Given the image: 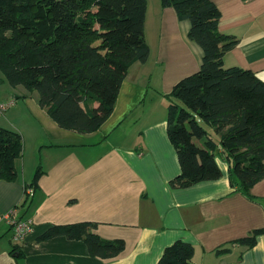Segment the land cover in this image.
I'll return each instance as SVG.
<instances>
[{
  "label": "crops",
  "instance_id": "crops-1",
  "mask_svg": "<svg viewBox=\"0 0 264 264\" xmlns=\"http://www.w3.org/2000/svg\"><path fill=\"white\" fill-rule=\"evenodd\" d=\"M212 1L220 10L219 30L238 39L225 53L224 65L250 69L264 81V0ZM189 28V20L179 19L174 8L147 0L148 58L129 67L113 111L93 132L59 127L36 91L6 87L0 101L14 103L0 117L8 125H0L23 135L24 146L15 161L16 178L0 180V264H156L175 240L193 245V264H264V233L252 247L227 244L264 228V200L232 192L221 157L218 179L171 188L169 180L180 173V165L167 136V116L153 123L152 105L139 112L147 97L163 101L177 81L200 68L203 50L188 38ZM20 116L24 123L17 121ZM39 164L44 172L32 198L22 204ZM250 193L264 198V178ZM13 207L33 223L19 243L4 217ZM86 220L97 223L101 237L122 238L124 250L103 259L90 256L82 240L37 241L53 224Z\"/></svg>",
  "mask_w": 264,
  "mask_h": 264
},
{
  "label": "trees",
  "instance_id": "trees-1",
  "mask_svg": "<svg viewBox=\"0 0 264 264\" xmlns=\"http://www.w3.org/2000/svg\"><path fill=\"white\" fill-rule=\"evenodd\" d=\"M160 4L189 20L188 38L203 50L198 71L164 94L167 136L180 165L169 186L218 179L221 157L232 192L264 200L250 193L264 178V81L250 69L224 65L238 39L219 30L220 10L212 0ZM146 9L147 0H0V70L11 86L37 91L40 106L59 127L93 132L113 111L129 67L148 58ZM22 154V135L0 125V180L16 178ZM43 172L39 164L28 185L36 188ZM96 226L87 220L53 224L37 241L65 236L82 240L92 257L118 256L124 240L103 238ZM262 233L256 228L227 244L252 247ZM193 254L192 244L175 240L156 264H193Z\"/></svg>",
  "mask_w": 264,
  "mask_h": 264
},
{
  "label": "rangeland",
  "instance_id": "rangeland-1",
  "mask_svg": "<svg viewBox=\"0 0 264 264\" xmlns=\"http://www.w3.org/2000/svg\"><path fill=\"white\" fill-rule=\"evenodd\" d=\"M2 80H3V82H1ZM7 86H9V88H11V85L6 81V79L4 77V74L0 70V97H5L6 96V92L4 90L6 89ZM20 88H23L24 89L25 87L20 85ZM30 92H35V90H32ZM151 94H153V93L150 90L149 93H148V96L149 95L151 96ZM156 96H159V95H156ZM163 97H162L163 98V101L155 100V102H151L150 97H147L146 100L143 102V104H142L139 112L141 113L145 108H147L148 106L152 105L153 106V115L149 117V119L151 120V122L155 123L156 121H159L162 117L164 119H166L168 101H167V98L164 96V94H163ZM19 104H22V101H20ZM23 108H25V110H27V107L26 106H24ZM139 112L137 114H135L134 117H130L126 121L125 124H127V127L131 126L133 120L139 115ZM3 119L4 118H0V124L3 123L2 125H8V124H6L4 122ZM17 121L18 122H21V123H24V121H26V120L24 119L23 116H20V117H18ZM22 137H23V146H24V136L22 135ZM30 142L31 141H29V139L27 138V150L28 151H29V143ZM26 187H33V189H34V186H32V185L26 184ZM33 195L34 194L31 193L29 196H27V202L32 198ZM25 199H26V195H25ZM13 208L16 209V207H13ZM10 209H12V208H10ZM16 212H17V209H16Z\"/></svg>",
  "mask_w": 264,
  "mask_h": 264
},
{
  "label": "built area",
  "instance_id": "built-area-1",
  "mask_svg": "<svg viewBox=\"0 0 264 264\" xmlns=\"http://www.w3.org/2000/svg\"><path fill=\"white\" fill-rule=\"evenodd\" d=\"M14 103L13 100L9 101H0V117L10 108V106ZM25 195L29 196L31 193H34L33 187L25 186ZM7 222L10 224L12 231V240L15 243H19L22 241L28 234L33 231V223L31 219L22 218L16 215V209L12 208L6 212L4 215Z\"/></svg>",
  "mask_w": 264,
  "mask_h": 264
}]
</instances>
